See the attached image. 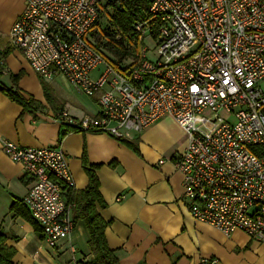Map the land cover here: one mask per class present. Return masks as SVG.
Returning a JSON list of instances; mask_svg holds the SVG:
<instances>
[{
  "label": "built area",
  "instance_id": "2783aa9c",
  "mask_svg": "<svg viewBox=\"0 0 264 264\" xmlns=\"http://www.w3.org/2000/svg\"><path fill=\"white\" fill-rule=\"evenodd\" d=\"M101 1L23 0L10 32L12 47L41 78L63 77L98 99V115L63 112L57 120L123 141L172 117L188 136L175 167L192 218L264 244V0H148L149 17L132 25L139 53L129 65L107 60L90 38ZM1 144L30 177L24 205L56 248L75 228L68 156Z\"/></svg>",
  "mask_w": 264,
  "mask_h": 264
},
{
  "label": "crops",
  "instance_id": "0c3cea01",
  "mask_svg": "<svg viewBox=\"0 0 264 264\" xmlns=\"http://www.w3.org/2000/svg\"><path fill=\"white\" fill-rule=\"evenodd\" d=\"M23 10V0H0V232L5 245L16 251L12 263L91 264L95 255L83 220L74 219L73 233L51 248L43 231L39 233L32 221L19 214L25 208L42 230L23 202L32 181L23 166L3 152V140L25 148H61L69 159L75 193L89 185L83 168L85 152L92 165L100 166L97 175L105 206L97 209L108 224L106 239L120 264H200L203 258L215 264H264V244L243 232L227 236L192 218L175 167L188 136L172 117L125 140L138 152L104 133L69 132L60 139L64 129L56 113L67 112L75 119L94 117L100 112L98 99L85 95L91 106L80 103L63 77L44 80L12 47L10 32ZM3 87L35 100L42 109L26 111L4 94ZM162 160L165 163L160 164ZM120 197L124 198L117 201Z\"/></svg>",
  "mask_w": 264,
  "mask_h": 264
},
{
  "label": "trees",
  "instance_id": "16d2710c",
  "mask_svg": "<svg viewBox=\"0 0 264 264\" xmlns=\"http://www.w3.org/2000/svg\"><path fill=\"white\" fill-rule=\"evenodd\" d=\"M118 1V0H117ZM121 2L122 11H116L112 16L111 22L115 26L116 30L122 33L124 38H128L132 43L133 37V27L132 25L139 19V17L148 18L147 7L148 0H119ZM117 10V9H116ZM131 35V36H130ZM130 36V37H129ZM115 40L110 43V51L113 52L119 63L124 61L126 57V52L122 48V41ZM134 44V53H139L138 43ZM2 91L6 96H8L12 101L22 105L24 109L28 112H36L42 109L40 103L33 99L26 100L20 95L18 91L2 88ZM63 111H58L56 113V118L59 119ZM61 137L62 139L66 133H81L79 129L70 126L66 123H62ZM99 133V132H95ZM127 146L131 147L133 150L138 152L137 147L125 140L122 141ZM98 165H92L87 158L85 152L83 156V168L89 178V185L86 190L75 193L73 195V201L76 204L74 219L83 220L86 224L88 233L90 235V248L95 255V260L91 264H120L119 259L116 257L115 252L109 247L106 239V228L107 223L100 216L97 205L103 207L105 202L100 193V182L98 179L97 171L99 170ZM19 214L26 217L28 220L32 221L36 230L40 233L41 229L36 225V223L31 219L29 212L24 208ZM16 254L15 249L9 248L5 245V237L0 232V264H13L12 260Z\"/></svg>",
  "mask_w": 264,
  "mask_h": 264
},
{
  "label": "rangeland",
  "instance_id": "374dc122",
  "mask_svg": "<svg viewBox=\"0 0 264 264\" xmlns=\"http://www.w3.org/2000/svg\"><path fill=\"white\" fill-rule=\"evenodd\" d=\"M117 9V10H116ZM116 11H122L121 2L119 0H102L101 1V21L93 35L90 37L93 43L96 45V48L102 53V55L109 60L110 62L118 63L117 58L110 51V43L111 41L118 40V37H121L122 48L126 52V57L124 60L126 61V65L132 64L134 62V41L132 43L128 38H124L123 34L116 30L115 26L111 22L112 16L116 13ZM131 36V35H130ZM129 36V37H130ZM151 51V58L155 60V50L156 45L154 42H149L147 45ZM70 85V84H69ZM70 94H72L80 103H86L90 105V100L85 96L81 95L72 85H70Z\"/></svg>",
  "mask_w": 264,
  "mask_h": 264
}]
</instances>
